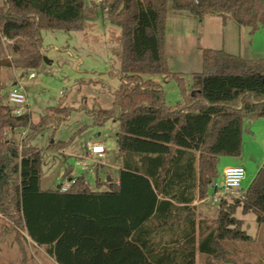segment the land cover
<instances>
[{
	"label": "trees",
	"instance_id": "1",
	"mask_svg": "<svg viewBox=\"0 0 264 264\" xmlns=\"http://www.w3.org/2000/svg\"><path fill=\"white\" fill-rule=\"evenodd\" d=\"M98 1L4 0L0 30L8 39L29 40L30 52L14 64L29 70L41 61L42 29L82 30L99 14L120 27L121 82L112 107L92 113L99 125L119 122L118 182L91 190L80 174L65 192L42 188L41 150L29 140L70 109L50 108L32 123L0 99V214L56 264H196V253L218 258L223 240L248 239L237 209L264 224V161L242 199L218 204L214 225L196 219L192 203L209 195L220 158L240 154L243 121L264 118V58L204 48L202 68L191 73L187 89L182 74L167 66V9L170 3L198 20L215 15L264 33V0ZM3 65L13 64L5 58ZM154 75L177 81L181 101L174 108L165 105ZM18 129H26L20 142L8 139ZM70 174L66 167L63 176ZM15 238L23 253L22 237Z\"/></svg>",
	"mask_w": 264,
	"mask_h": 264
},
{
	"label": "rangeland",
	"instance_id": "2",
	"mask_svg": "<svg viewBox=\"0 0 264 264\" xmlns=\"http://www.w3.org/2000/svg\"><path fill=\"white\" fill-rule=\"evenodd\" d=\"M87 3L98 5L99 1L87 0ZM3 5L4 0H0V8ZM12 40L10 43L0 34V60L8 58L13 64L0 67L2 103L7 104V95L15 88L14 81L19 79L28 100L25 113L29 114L32 123L50 108H59L61 113L70 109L62 120L45 127L29 140L31 146L41 150V187L52 189L67 181L63 172L70 167V177L84 174V181L91 190L106 189L107 178L112 181L117 178L119 122L111 118L99 125L92 113L95 109L112 107L114 91L121 82L120 27L99 14L86 21L82 30L67 33L59 29H42L41 61L36 69L29 70L14 65L17 59L30 52L29 40L22 36ZM165 48L168 68L183 72V82L188 89L190 73L202 68V49L222 48L245 58H264V33L251 34L248 27H239L232 19L223 21L215 15H205L198 20L187 13L173 11L169 3ZM28 72H33L36 77L28 78ZM151 78L161 85L165 105L174 108L181 101L177 81L167 75ZM23 134L26 129H18L8 134V139L19 143ZM59 141L69 144L60 151L47 148ZM88 142L102 143L106 153L101 158L93 157L96 166L92 164L88 170L82 171L76 162L85 155ZM263 161L264 118L244 120L240 154L220 158L214 182L220 183L225 167L243 165L245 178L240 188L245 191ZM97 180L101 185L97 186ZM211 194L212 188L207 197L196 201L195 212L196 219H205L214 225L218 205L208 199ZM234 216L242 220L240 229L248 239H225L221 242L222 254L218 258L196 253V264H264V224H258L253 213L242 214L239 209ZM12 227L11 220L0 214V264H56L43 247L28 238L25 231L20 228L12 231ZM16 236L21 238L23 253Z\"/></svg>",
	"mask_w": 264,
	"mask_h": 264
},
{
	"label": "built area",
	"instance_id": "3",
	"mask_svg": "<svg viewBox=\"0 0 264 264\" xmlns=\"http://www.w3.org/2000/svg\"><path fill=\"white\" fill-rule=\"evenodd\" d=\"M27 76L30 79L36 77L33 72H28ZM14 85L15 88L7 95V103L13 106L14 113L19 115L25 113L26 108L28 110V100L19 79L15 81ZM105 153L106 148L102 143L88 142L86 143L85 155L76 162V166L80 167L82 171H86L92 164L96 163L93 157L101 158ZM244 178L245 170L242 165L225 167L222 172L220 183H212V194L208 199L211 203L217 205L223 201L230 202L235 199H242L245 191L240 188V184ZM74 181L75 177H67V181L59 184L58 189L61 192H65Z\"/></svg>",
	"mask_w": 264,
	"mask_h": 264
},
{
	"label": "crops",
	"instance_id": "4",
	"mask_svg": "<svg viewBox=\"0 0 264 264\" xmlns=\"http://www.w3.org/2000/svg\"><path fill=\"white\" fill-rule=\"evenodd\" d=\"M213 16V15H212ZM204 18V17H203ZM228 19V18H227ZM0 34H1V36H3V38L5 39L6 37L2 34V31L0 30ZM6 39H8V38H6ZM9 41H10V43H13V40L12 39H8ZM16 49V48H15ZM166 49V48H165ZM222 49V48H221ZM223 50V49H222ZM227 52V51H226ZM165 53H166V51H165ZM239 55V54H238ZM241 56V55H240ZM9 57V56H8ZM8 59V58H7ZM9 60V59H8ZM200 71V70H199ZM173 72H178V73H183V72H181V71H173ZM196 72H198V71H196ZM191 73H193V72H191ZM190 73V74H191ZM21 76H23V75H21ZM0 80H1V73H0ZM14 84H15V81H14ZM118 161V160H117ZM95 166H96V164H95ZM243 166V165H242ZM116 170H117V178L114 180V181H112L111 179H110V177H108L107 178V180H106V182H112V183H117L118 182V162H117V164H116ZM105 182V183H106ZM104 183V184H105ZM106 186V185H105ZM198 200V198L196 197L195 198V200L193 201V203H192V205L193 206H196V204H197V201ZM195 210H196V208H195ZM199 219H201V218H199Z\"/></svg>",
	"mask_w": 264,
	"mask_h": 264
},
{
	"label": "water",
	"instance_id": "5",
	"mask_svg": "<svg viewBox=\"0 0 264 264\" xmlns=\"http://www.w3.org/2000/svg\"><path fill=\"white\" fill-rule=\"evenodd\" d=\"M108 179H109V178H108ZM58 188H59V186L56 187V189H58Z\"/></svg>",
	"mask_w": 264,
	"mask_h": 264
}]
</instances>
